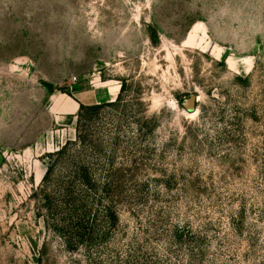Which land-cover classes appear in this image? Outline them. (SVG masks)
<instances>
[{"label":"rangeland","instance_id":"rangeland-1","mask_svg":"<svg viewBox=\"0 0 264 264\" xmlns=\"http://www.w3.org/2000/svg\"><path fill=\"white\" fill-rule=\"evenodd\" d=\"M78 100L115 102L87 125L110 204L68 250ZM0 264H264V0H0Z\"/></svg>","mask_w":264,"mask_h":264},{"label":"trees","instance_id":"trees-1","mask_svg":"<svg viewBox=\"0 0 264 264\" xmlns=\"http://www.w3.org/2000/svg\"><path fill=\"white\" fill-rule=\"evenodd\" d=\"M50 91L52 86L44 84ZM79 110L76 114V140L72 143L67 141L55 151V234L61 239L68 250H74L78 246H85L91 241L92 229L87 230L84 219L88 216L89 192L96 190L99 201L108 200L109 184L96 185L92 183L91 172L86 163L88 122L91 117L98 113L105 105H114L115 102H83L78 100ZM72 144H77V149L70 150ZM60 170H59V169ZM52 172L47 167L44 177L45 182ZM33 194H36L34 192ZM47 199L48 196H47ZM50 203V202H49ZM116 220L115 213L111 206L106 208L105 223ZM87 236V237H86Z\"/></svg>","mask_w":264,"mask_h":264},{"label":"water","instance_id":"water-1","mask_svg":"<svg viewBox=\"0 0 264 264\" xmlns=\"http://www.w3.org/2000/svg\"><path fill=\"white\" fill-rule=\"evenodd\" d=\"M184 105L187 107V109L191 110L194 107V99L191 97L187 99L184 103Z\"/></svg>","mask_w":264,"mask_h":264},{"label":"bare ground","instance_id":"bare-ground-1","mask_svg":"<svg viewBox=\"0 0 264 264\" xmlns=\"http://www.w3.org/2000/svg\"><path fill=\"white\" fill-rule=\"evenodd\" d=\"M195 29V28H194ZM190 37V36H189Z\"/></svg>","mask_w":264,"mask_h":264}]
</instances>
